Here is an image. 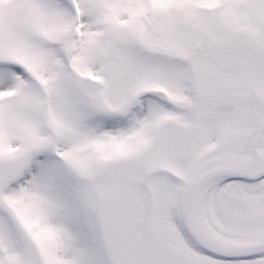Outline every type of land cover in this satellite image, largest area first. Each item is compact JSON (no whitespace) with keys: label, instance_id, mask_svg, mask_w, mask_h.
<instances>
[{"label":"snow or ice","instance_id":"1","mask_svg":"<svg viewBox=\"0 0 264 264\" xmlns=\"http://www.w3.org/2000/svg\"><path fill=\"white\" fill-rule=\"evenodd\" d=\"M0 264H264V0H0Z\"/></svg>","mask_w":264,"mask_h":264}]
</instances>
